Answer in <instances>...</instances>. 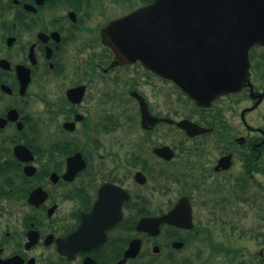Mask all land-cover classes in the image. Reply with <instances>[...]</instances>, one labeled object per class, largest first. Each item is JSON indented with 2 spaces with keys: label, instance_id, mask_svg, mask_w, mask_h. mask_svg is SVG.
Wrapping results in <instances>:
<instances>
[{
  "label": "flooded vegetation",
  "instance_id": "1",
  "mask_svg": "<svg viewBox=\"0 0 264 264\" xmlns=\"http://www.w3.org/2000/svg\"><path fill=\"white\" fill-rule=\"evenodd\" d=\"M156 1L0 0V264H213L235 205L264 240V41L193 97L108 30Z\"/></svg>",
  "mask_w": 264,
  "mask_h": 264
},
{
  "label": "water",
  "instance_id": "2",
  "mask_svg": "<svg viewBox=\"0 0 264 264\" xmlns=\"http://www.w3.org/2000/svg\"><path fill=\"white\" fill-rule=\"evenodd\" d=\"M110 29L128 35L131 59L193 97L202 91L214 97L237 91L247 79L249 49L264 41V0H157ZM133 248L127 255H137Z\"/></svg>",
  "mask_w": 264,
  "mask_h": 264
},
{
  "label": "rangeland",
  "instance_id": "3",
  "mask_svg": "<svg viewBox=\"0 0 264 264\" xmlns=\"http://www.w3.org/2000/svg\"><path fill=\"white\" fill-rule=\"evenodd\" d=\"M234 208L235 210H234L233 216L236 218V220L232 219V221L236 224L234 225L237 226V228L238 227L242 228L243 224L240 222V220H238L239 209L241 208L238 207L237 205H235ZM245 216L247 218L246 220H244V223L246 224L247 227H250V228L257 227V225L255 224L257 219L254 213V210H249L248 208V212L246 213ZM263 216H264V204H263ZM262 227H264V221L262 222ZM239 229L236 230L237 233L235 235H233L234 233L232 231L231 239H230V246H232L236 250L244 246L245 251H244V254H242L240 257L236 259V262L235 260H231L230 264H264V255L263 257H261L259 254L261 250L264 251V240L255 238L253 234H247V236L244 239H240L241 236L239 237V233H238ZM215 241L218 244L219 243H222V244L229 243L227 240H223L222 238H216ZM232 256L235 257V255H232ZM177 259L178 258H176V260ZM196 263H198V261ZM213 264H228V256H218L214 258Z\"/></svg>",
  "mask_w": 264,
  "mask_h": 264
}]
</instances>
